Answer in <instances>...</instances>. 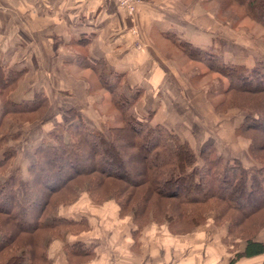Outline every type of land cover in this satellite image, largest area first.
I'll return each instance as SVG.
<instances>
[{"label":"trees","instance_id":"obj_1","mask_svg":"<svg viewBox=\"0 0 264 264\" xmlns=\"http://www.w3.org/2000/svg\"><path fill=\"white\" fill-rule=\"evenodd\" d=\"M246 8L247 16L264 26L257 6L264 0H229ZM90 40L70 42L73 49H86ZM183 52L203 63L210 73L228 81L219 113H244L235 135L249 141L254 167L239 163L230 167L214 144L197 155L181 137L161 124L152 123L151 114L137 115L140 97L129 98L125 74L111 71L102 61L79 54L74 62L91 69L101 87L111 95L117 112V126L99 130L76 109L65 111L57 131L44 138L35 150L29 179L14 169L17 150L10 140L14 126L47 121L51 108L44 93L15 100L14 92L26 74L0 65V264H51L50 244L67 234L79 235L89 228L88 220L60 216L64 206L75 204L82 193L102 205L115 201L121 216L132 214L138 227L135 235L153 220L167 224L171 233L187 235L205 224L215 213V222L227 224V237L240 240L236 258L264 255V241L257 240L264 229V61H226L212 50L180 42ZM254 201L246 207V202ZM164 213L161 217L160 214ZM247 223L253 229L244 231ZM243 245V249L239 247ZM69 264H82L94 255L92 248L75 244L66 248ZM264 264V262H263Z\"/></svg>","mask_w":264,"mask_h":264},{"label":"crops","instance_id":"obj_2","mask_svg":"<svg viewBox=\"0 0 264 264\" xmlns=\"http://www.w3.org/2000/svg\"><path fill=\"white\" fill-rule=\"evenodd\" d=\"M200 3L138 0L131 15L116 0H0V64L26 70L15 98L50 93L53 110L58 112L52 122L38 126L29 148L34 150L45 135L57 131L71 108L99 130L116 122L117 112L114 108L112 113V101L104 103L95 73L73 63L79 54L125 74L124 92L131 99L141 96V101L150 91L152 96L162 95L168 110L173 111L176 104H192L187 95L190 87L182 81L189 77L176 60L177 55L187 57L179 43L203 50H213L216 42L223 44L219 41L222 30L211 25ZM82 38L90 40L89 46L73 49L70 42ZM246 57V63L254 60ZM92 90L102 97L100 101L91 97ZM60 216L86 218L89 228L53 241L47 252L51 264H69L66 248L77 243L94 250L82 264H227L231 257L220 239H212L206 229L178 237L167 226L150 224L135 235L138 227L132 215L121 216L116 202H76L62 209ZM259 257L242 260L263 264L264 255L260 263L254 261Z\"/></svg>","mask_w":264,"mask_h":264},{"label":"rangeland","instance_id":"obj_3","mask_svg":"<svg viewBox=\"0 0 264 264\" xmlns=\"http://www.w3.org/2000/svg\"><path fill=\"white\" fill-rule=\"evenodd\" d=\"M200 2L201 3L199 4V7H203L205 12L209 14L211 25L216 26L218 29H221L223 33V35H221L222 40H219L223 44L220 45L219 42H216V44L212 46V51L216 55H221L226 61L237 64L246 63L247 55L249 57L252 56L256 58V60L258 61H264V26L248 17L246 8L233 3L230 4L229 0H200ZM256 8L258 15L264 19V3L262 2ZM177 56L178 57L176 58V60L177 64H179V66L181 67V72L187 74V76L189 77L187 78V81H182L184 83H187L190 87L189 90L191 92H188L187 95L189 100L191 99L193 103L187 104L186 106L182 105V107L180 104H176L173 111L168 110V108H166V102L164 101L162 103L161 101V99L163 98L162 95L155 94V96H152L149 91V93H146L143 96L142 100L138 104L136 108L137 115L139 117H144L152 114V123L154 125H164L169 130H172L173 132L178 134L182 140L186 141L190 145L192 150L197 155H199L207 145L214 144V146H216L217 148L218 153L223 157L224 162H226L230 167L234 166L236 163H239L245 169L254 167L255 164L250 153L249 141L245 137L235 135V128H237L242 117H244L245 114L237 110H230L228 113H219L216 111V105L220 104L223 101L224 92L228 88L227 79L219 74L210 73L203 63L195 62L188 56L186 57L184 54ZM0 65L2 66V64ZM16 70L21 69L17 68ZM23 79L20 82V85L23 83ZM99 86L103 92L102 97L104 99V103H111L109 93L104 91L100 84ZM23 91L31 90H24L23 88ZM91 92L92 93L90 95L93 99L97 101L101 100L102 97L96 94L95 90H92ZM46 96H50V98L48 97L51 105L48 113V117L50 118L49 120L36 121L33 123L26 122L22 127L14 126L11 130L12 135L18 133L21 134L19 140H10V146L15 147L17 150V158L14 162L13 167L15 170H20L22 168L21 170H23V172L21 171V177L23 178V180H28L30 177V168L28 169V167H31V164L35 162V150L41 143L40 142L34 150H31L33 146H30L28 144L29 140L34 138L35 135L39 132V125L43 126L48 122H52L54 114L58 113L57 111L53 110L51 94H46ZM32 97L33 96L29 98ZM13 98H15V94H13ZM15 100L20 99L15 98ZM109 105L111 106V110H113L114 107L112 108V104ZM179 107H181V109ZM55 108L56 107H54V109ZM113 112L115 113L114 110L112 111V113ZM116 123L118 122L112 121L110 125H120H115ZM104 127L107 128L108 126ZM47 137H49V134L45 135L42 140ZM260 141H264V139H260ZM77 202L92 201L87 193H82ZM109 202L115 201L111 200ZM244 202H246V207H248L253 204L254 201L244 200ZM70 207L71 205L64 206L62 209L64 211L69 209ZM153 213L154 208L152 207L149 209V214L146 216V219H150L147 226H149L150 224L167 226V224L160 225L159 223L154 221ZM163 214L164 213L162 212L160 214V217ZM132 219L133 223L136 224L134 217ZM214 220L215 213H211L208 216L207 222L195 228L193 232H201L202 230L206 229V231L211 234L212 239L219 238L223 243L222 246L225 245L226 248L225 246L224 248H228V253L231 256L228 259L227 264H248L249 260H242L247 258H240L234 260V263H231L232 259L236 258V252L238 251V248L235 251V245H240L241 241L238 239H229V241L226 243L225 239L227 237L228 225H219ZM167 228L171 233L168 226ZM251 229H253V225H251V223H247L243 227L244 231H249ZM171 234L178 237L186 236L175 235L173 233ZM221 235L222 238H220ZM257 240H264V229L259 234ZM240 249H243V245L239 247V250ZM262 258L263 257L260 256L259 258L254 259V261H259L260 263V260H262ZM254 264H258V262H255Z\"/></svg>","mask_w":264,"mask_h":264},{"label":"built area","instance_id":"obj_4","mask_svg":"<svg viewBox=\"0 0 264 264\" xmlns=\"http://www.w3.org/2000/svg\"><path fill=\"white\" fill-rule=\"evenodd\" d=\"M116 1L118 5L121 8L127 10L129 14L131 15L134 14L136 7H137L138 0H116Z\"/></svg>","mask_w":264,"mask_h":264}]
</instances>
